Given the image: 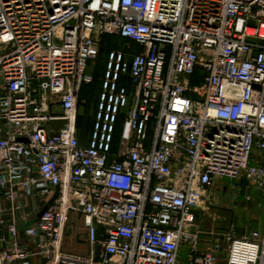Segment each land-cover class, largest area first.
I'll list each match as a JSON object with an SVG mask.
<instances>
[{
	"label": "built area",
	"instance_id": "1",
	"mask_svg": "<svg viewBox=\"0 0 264 264\" xmlns=\"http://www.w3.org/2000/svg\"><path fill=\"white\" fill-rule=\"evenodd\" d=\"M104 35L139 50L108 52L82 139ZM235 178L264 196V0H0V264H217L200 217ZM71 213L88 256L63 252ZM226 264H264V226Z\"/></svg>",
	"mask_w": 264,
	"mask_h": 264
},
{
	"label": "rangeland",
	"instance_id": "2",
	"mask_svg": "<svg viewBox=\"0 0 264 264\" xmlns=\"http://www.w3.org/2000/svg\"><path fill=\"white\" fill-rule=\"evenodd\" d=\"M113 49L127 50L129 55L137 52L132 42L118 36H102L100 55L89 67L90 70H95L96 80L91 85H84L83 93L81 92L79 110L84 111L80 113L78 126L83 135L92 126L94 115L88 105L93 109L97 103L101 92L99 80L104 73L108 52ZM213 193L216 202L202 211L200 217L202 242L204 246L219 243L222 249L218 254L217 264H226L230 240L264 226V196L260 190L238 178L219 179L214 185ZM182 256H185V251Z\"/></svg>",
	"mask_w": 264,
	"mask_h": 264
},
{
	"label": "crops",
	"instance_id": "3",
	"mask_svg": "<svg viewBox=\"0 0 264 264\" xmlns=\"http://www.w3.org/2000/svg\"><path fill=\"white\" fill-rule=\"evenodd\" d=\"M135 48L137 51L139 50L138 46H135ZM96 105H97V103H96ZM96 105H94L93 109L90 107V104L88 105V108L90 110H92V115H94V116H95L94 112L96 110ZM83 111L81 112V109H80L79 113H83ZM87 134L88 133L83 135L82 133H80L81 138L84 139L87 136ZM40 204H42V202L40 203L39 199L28 200L27 208H26V210H24V212L27 211L29 213V221L28 222H30L35 217V214L33 213L34 211L32 209L34 207L40 205ZM0 205L5 207V209H6L5 210V219L7 220V223H10V221H11L10 215L11 214L8 212L9 210L7 209L8 202L2 197L1 194H0ZM18 220H19L20 226L25 225V223H24L25 220L21 215L18 216ZM7 228L8 227L6 226L5 231H4V236L6 238L10 239L11 235H10L9 231L7 230ZM26 241H27V237L25 236L23 231H21L19 233L18 242L21 245H24V243H26ZM63 252L68 254V255H74V256H88L90 253L87 228L85 226V222H84L83 217L78 213H71L70 221H69V224L67 226L65 240H64V244H63ZM34 264H40V261L38 259H36V260H34Z\"/></svg>",
	"mask_w": 264,
	"mask_h": 264
},
{
	"label": "water",
	"instance_id": "4",
	"mask_svg": "<svg viewBox=\"0 0 264 264\" xmlns=\"http://www.w3.org/2000/svg\"><path fill=\"white\" fill-rule=\"evenodd\" d=\"M21 140H23V141H27V139H25V138H23V139H21ZM1 194V193H0ZM57 196V194H55V197ZM54 197V198H55ZM54 198H52L51 200H50V203H52L53 201H54ZM49 203V204H50ZM47 208H48V205H46V206H44L43 207V209L37 214V216L36 217H34L30 222H28L27 224H25V225H23V226H20V229H23V228H25V227H28V226H30V225H32L33 223H35L36 222V220L38 219V217H40L46 210H47Z\"/></svg>",
	"mask_w": 264,
	"mask_h": 264
},
{
	"label": "trees",
	"instance_id": "5",
	"mask_svg": "<svg viewBox=\"0 0 264 264\" xmlns=\"http://www.w3.org/2000/svg\"><path fill=\"white\" fill-rule=\"evenodd\" d=\"M120 82L123 83L124 80L121 79ZM120 126H121V125H120V121H119V122H118V128H117V136H118V132L120 131Z\"/></svg>",
	"mask_w": 264,
	"mask_h": 264
}]
</instances>
